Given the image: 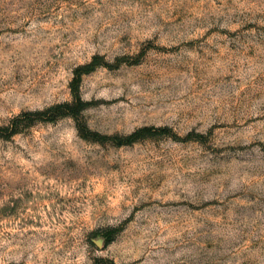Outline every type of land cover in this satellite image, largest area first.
I'll return each instance as SVG.
<instances>
[{
  "label": "rangeland",
  "instance_id": "rangeland-1",
  "mask_svg": "<svg viewBox=\"0 0 264 264\" xmlns=\"http://www.w3.org/2000/svg\"><path fill=\"white\" fill-rule=\"evenodd\" d=\"M0 264H264V0H0Z\"/></svg>",
  "mask_w": 264,
  "mask_h": 264
},
{
  "label": "trees",
  "instance_id": "trees-1",
  "mask_svg": "<svg viewBox=\"0 0 264 264\" xmlns=\"http://www.w3.org/2000/svg\"><path fill=\"white\" fill-rule=\"evenodd\" d=\"M97 56L94 57V59L88 63V64H85L83 66H80L78 67L76 70H75V75L72 79V82H71V91L74 95V99L71 103H61V104H56V105H53L49 108V110H54L55 111V114H53L54 116L55 115H71V116H75L76 114H78V112L81 110V108L83 107V104L79 98L78 95H75L76 91H77V88H78V84L81 80V76L82 74L84 73H88L90 72L91 70H93L94 66H95V61H97ZM50 116V118L48 119H53L54 116ZM8 127H6L5 129H7ZM142 130H148L149 132H151V129L150 128H141L137 131H135L134 133H132L128 140H126V142H121V143H129V142H132L134 141L135 137H137L138 133ZM14 129L11 128V130L8 132V134L6 135H10L11 133H14ZM146 135H152L151 133L150 134H146Z\"/></svg>",
  "mask_w": 264,
  "mask_h": 264
}]
</instances>
